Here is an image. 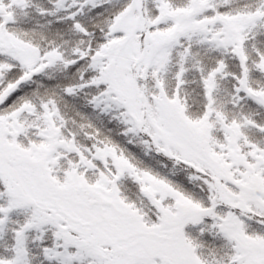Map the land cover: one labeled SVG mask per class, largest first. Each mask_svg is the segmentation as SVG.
Masks as SVG:
<instances>
[{
    "label": "snow or ice",
    "instance_id": "snow-or-ice-1",
    "mask_svg": "<svg viewBox=\"0 0 264 264\" xmlns=\"http://www.w3.org/2000/svg\"><path fill=\"white\" fill-rule=\"evenodd\" d=\"M0 264H264V0H0Z\"/></svg>",
    "mask_w": 264,
    "mask_h": 264
}]
</instances>
